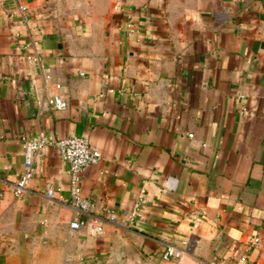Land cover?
Here are the masks:
<instances>
[{
  "label": "crops",
  "instance_id": "crops-1",
  "mask_svg": "<svg viewBox=\"0 0 264 264\" xmlns=\"http://www.w3.org/2000/svg\"><path fill=\"white\" fill-rule=\"evenodd\" d=\"M41 133L100 150L82 172L88 214L54 143L24 148ZM91 218L101 234L70 226ZM234 243V264H264V0H0V264H206Z\"/></svg>",
  "mask_w": 264,
  "mask_h": 264
},
{
  "label": "built area",
  "instance_id": "built-area-1",
  "mask_svg": "<svg viewBox=\"0 0 264 264\" xmlns=\"http://www.w3.org/2000/svg\"><path fill=\"white\" fill-rule=\"evenodd\" d=\"M19 16L24 23L30 21V11L28 6H19ZM126 27L128 33H133L135 31L134 25L131 20L126 21ZM20 36V33L16 34ZM31 60H39V56H29ZM57 87H60L58 85ZM48 104L56 110L64 111L68 108V100L60 93L54 94L48 100ZM54 143L56 146L60 157L65 160L69 165L70 173V201L71 204L83 214H88L91 209V204L87 200L82 192V172L90 165L97 164L101 159V152L98 148L91 144V141L86 136L70 135L61 137L57 140L51 141L44 133L39 134L36 138H25L24 148L30 151H40L46 145ZM33 159L28 156L25 160L24 170L22 174L18 177L14 184V192L17 196L21 197L28 190V185L33 177ZM47 194L51 197L56 196L57 191L49 187ZM61 198H63L61 196ZM142 199L136 202L133 210L127 215L126 223L135 224L142 206ZM104 215H106L109 220L116 221V214L111 209H105ZM72 229H79L85 226L88 233L92 235H98L103 232V221L99 218L91 219H77L70 224ZM260 243L259 237H253L250 240L251 246H258ZM192 251V244L189 241H184L182 244L178 245L175 243H170L166 246L163 251L164 260H181L186 255ZM245 262L246 255L241 252L237 244H233L229 248L228 255L226 257H221L219 259L212 260L206 264H234L235 262Z\"/></svg>",
  "mask_w": 264,
  "mask_h": 264
}]
</instances>
